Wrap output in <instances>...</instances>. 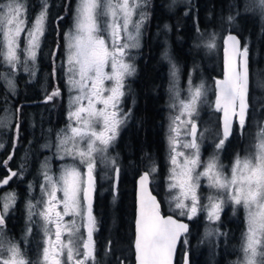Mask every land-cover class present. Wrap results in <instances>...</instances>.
<instances>
[{
	"label": "snow or ice",
	"instance_id": "6c2138e0",
	"mask_svg": "<svg viewBox=\"0 0 264 264\" xmlns=\"http://www.w3.org/2000/svg\"><path fill=\"white\" fill-rule=\"evenodd\" d=\"M143 4H146V0H79L73 16V28L64 34L68 83L70 90L76 89L78 92L70 100L73 107L69 111V119L75 123L68 126L70 135L65 130L62 136H58L56 147L58 152L63 151L74 159L78 156L80 162L86 164L88 187H82V174L77 168L65 167L60 177L54 178L49 175L47 161L44 162V183L40 188L42 197L47 199L42 198L35 204L29 201L27 205L30 221L35 215L43 220L45 240L40 257L35 262L28 259L18 243L4 235L6 217L16 203V194L5 193L0 196V264H96L93 233L97 221L92 215L90 199L94 186L93 172L98 159L115 167V160L109 162L106 152L129 116V113L121 112L118 105L125 94L124 78L135 72L134 65L126 62L125 57L129 56L128 49L139 47L140 30L147 19V14L140 11ZM257 6L264 13V0H258ZM137 14L140 19H133ZM47 19V0H43L41 10L30 26L27 6L23 0H0V64L6 65L12 72L23 66L34 77L36 73L28 61L33 64L35 62L36 50L46 31ZM228 19L232 21L234 17L229 16ZM25 32L26 44L21 49L20 37ZM229 43L231 50L225 47L224 77L215 82V111H223V131L222 136L217 133L216 153L207 162H203L200 157V141L204 132L198 131L195 117L199 114V105L206 102L208 88L203 82L193 84L189 77L188 95L182 97L178 88V69L175 64L172 65L170 92L173 103L170 106L178 114L171 118L170 124V133L175 134L169 136L172 153L169 157L172 165L168 184L170 203H174V210H178L180 216H187L189 220L206 209L209 221L220 219V212L227 201L234 206H242L246 211L247 228L242 244L244 259L240 264H264V127L257 133L253 150L248 155L235 157L230 176L224 173L218 157L234 131V118L243 130L249 110L248 46H241L240 40L231 34L225 38V45ZM206 46L215 47V38ZM164 55L167 59L166 52ZM109 63L111 71L106 73L104 67ZM56 74L57 69L53 65V78ZM0 79L5 80L9 90L14 92L15 84L11 75L0 73ZM106 80L113 82V86L106 88ZM59 95V88L53 89L45 95V103L55 100ZM85 100L86 106L83 103ZM96 105L103 107L97 108ZM19 129L17 123V134ZM182 130L183 135L191 139L181 144L179 137ZM177 145L190 151H180ZM3 147L0 144V148ZM12 158L9 155L3 161L5 168ZM201 167L203 171H198ZM155 170L153 167L144 172L138 181L132 245L136 264H173L177 243H189L186 235L188 225L173 216H162L160 203L148 192L149 177ZM18 175L21 173L9 168L8 175L0 180V186L7 185ZM202 176L208 178L209 187L215 190L214 194L208 196L209 202L205 205L201 204L197 192ZM177 189L178 193L175 191ZM58 192L63 193L61 200L57 199ZM84 202H87L86 216ZM61 204L62 210H58ZM69 215L78 216L84 222L77 225L75 219L65 221L64 217ZM81 228L87 229L86 240L80 234ZM31 231L28 228L27 232ZM212 235L213 230L205 232V237ZM184 264H190L187 251L184 253Z\"/></svg>",
	"mask_w": 264,
	"mask_h": 264
},
{
	"label": "flooded vegetation",
	"instance_id": "af4514ba",
	"mask_svg": "<svg viewBox=\"0 0 264 264\" xmlns=\"http://www.w3.org/2000/svg\"><path fill=\"white\" fill-rule=\"evenodd\" d=\"M27 6V19L29 26L31 21L40 12L43 0H23ZM48 2V19L46 31L40 38V47L36 50V59L33 64L28 61L29 66L35 71V76H31L29 72L21 66L15 72H12L6 65L0 64V73L11 75L15 90L10 91L5 80L0 79V144L4 147L0 148V180L8 175V169L21 173L14 177L7 185L0 186V196L5 193H15L16 203L6 217V227L4 235L7 239L18 243L22 250L27 255L28 259L35 262L39 259L42 247L44 245L45 236L42 231L43 220L35 215L32 220H29L27 205L29 201L35 204L42 197L40 185L44 183L42 175V165L47 161L49 175L54 178H59L62 169L65 167H75L80 171L82 187H88L87 166L80 162L78 156L73 158L72 155H66L63 151H59L56 147L58 136H62L64 131L68 129L69 124H74V120L69 119V111L72 109L70 100L78 94L76 89L70 90L68 83V65L67 51L64 34L73 28V16L79 0H47ZM140 11L147 14V19L144 21L140 30L139 47L128 49L129 56L125 57L126 62L134 65L135 72L132 75L124 78V96L120 98L118 109L123 113H129L125 123L120 126L119 133L116 139L108 147L106 156L108 161L115 160V167L111 163L105 164L99 159L97 166L94 169V186L91 201L92 215L97 221L96 231L93 233L95 242V259L97 258L103 247L111 241L112 235L108 234V230H112V215L114 211L128 212V219L118 223L120 226L130 227L129 240L131 241L132 255L130 256V264H134V228L137 206V185L138 178L146 171L155 167V172L149 177V185L152 193L160 203V213L162 216L171 215L179 220L186 221L189 225V237L191 225L200 228H205L207 221L204 219L206 209L199 211L196 216L189 220L185 216H180L178 210L170 208L168 191V178L172 168L170 162L169 150V127L173 111L170 109V86L168 79L170 67L176 65L179 73L181 61L178 56H175L173 43L179 44L182 40L181 20L185 19L189 11H185V6L180 0H146V4L141 6ZM194 13V12H193ZM177 16L178 28L174 32L169 23V19L173 15ZM193 16V38L195 48H200V30L196 27V16ZM62 17V19H61ZM139 20V14L133 17ZM107 35V33H105ZM27 33H21L20 47L21 49L26 44ZM198 40V42H197ZM172 42V43H171ZM111 40L109 39V44ZM56 55L53 56L52 53ZM167 53V59L165 58ZM23 60V53H21ZM157 63L160 65V70L164 71L163 84L160 88V93L157 94L158 104L161 106L159 112L162 115V148L159 156H153L152 151H147L144 155H138L136 150L135 129L137 128V112L139 110L140 92L144 89V85L149 83L141 76L145 67ZM53 65L57 69L56 77L53 78ZM106 73L111 71L110 63L104 67ZM222 72V68H221ZM261 73H263L260 70ZM249 110L246 118V126L243 130L239 128L238 121L234 120V131L226 141L223 150L219 152V162L223 165V170L228 172L237 155H248L252 148L253 131L259 130L262 126V116H264V104L259 99H264V93L259 90H253L251 82V70L249 67ZM221 77V76H220ZM78 79V77H77ZM179 79V78H178ZM218 79V78H217ZM216 80V79H215ZM214 80V82H215ZM146 81V82H145ZM104 86L110 88L113 82L105 81ZM59 88L60 95L53 101L45 103V95L51 93L53 89ZM141 89V91H140ZM215 87L213 84V101L214 110H207L214 114L216 119L217 133L222 136L221 131V111H215ZM182 96V95H181ZM257 96V102L254 99ZM87 105V101H83ZM97 108L103 105H96ZM17 109H20L17 112ZM203 109L198 108V116L195 117L198 130L202 126L206 130L208 114L202 112ZM19 123L20 129L17 134L16 124ZM204 130V129H203ZM207 131L204 130V141L202 146L203 162L206 161V155L212 154L215 148L213 144L217 139L206 140ZM175 135L174 133H172ZM189 138V137H188ZM181 144L186 140L181 133L179 137ZM15 141V147L13 142ZM218 141V139L216 140ZM70 146V145H69ZM129 147V152H127ZM180 147V145H177ZM227 154L223 157L222 154ZM9 155L13 158L8 162V167L3 166V161L7 160ZM60 157H63L62 159ZM23 165V168H21ZM202 168V167H201ZM199 168V169H201ZM116 169L119 171L117 172ZM203 179L200 180L197 192L202 205L208 204L207 192L214 194L215 190L205 187ZM31 185V187H29ZM51 189H49L50 191ZM126 196L129 198L127 204ZM82 199L83 193H80ZM63 193H57V199L61 200ZM85 205V216L87 215V202ZM63 205H58V210H62ZM245 209L242 206H233L230 201L224 203L220 212V219L216 222L219 229L223 226H228L230 231L234 230V243L240 241L243 228L246 221L244 220ZM54 215V213H53ZM75 219L77 225L84 221L80 217L72 215L65 216V221ZM10 225L12 229H10ZM28 228H31V233H28ZM234 228V229H232ZM109 231V232H110ZM54 233V228H53ZM80 234L83 239H87V229L81 228ZM229 234V232L227 233ZM221 235V234H220ZM226 236V235H224ZM25 237H27L25 239ZM222 236H219L221 238ZM54 240V235H53ZM189 241V240H188ZM185 246L180 242L175 264L177 259L181 257V264L184 263ZM181 250V254H179ZM66 259V257H65Z\"/></svg>",
	"mask_w": 264,
	"mask_h": 264
},
{
	"label": "trees",
	"instance_id": "16d2710c",
	"mask_svg": "<svg viewBox=\"0 0 264 264\" xmlns=\"http://www.w3.org/2000/svg\"><path fill=\"white\" fill-rule=\"evenodd\" d=\"M244 0H191L190 14L181 20L182 30V41L178 45L173 43L172 47L175 56L180 58L183 66H189L188 63L195 59V47L193 38V16H196V27L200 30V36H205L208 33H212L215 26V15L221 10L227 11L229 15L234 17L232 23L227 26L229 32L236 33L241 39L243 45H248L249 53V67L251 74L254 69H259L264 72V13L261 12L258 5V0H246L247 7L249 10L253 11V15H238V10L242 5ZM245 2V3H246ZM194 12V13H193ZM169 23L174 32L178 28L179 20L174 14L170 19ZM228 32V33H229ZM224 38V37H223ZM223 41V40H222ZM198 42V40H197ZM172 43V42H171ZM200 50L205 48L203 44H200ZM222 58V54H221ZM141 76L149 81L144 85L143 91L140 92V102L139 110L137 112V128L135 129V140H136V150L138 155H144L147 151H152L153 156H159V152L162 148L161 132H162V115L159 112L160 105L158 104L157 94L160 93V88L163 84L164 71L160 70V65L153 63L142 71ZM145 81V82H146ZM141 91V89H140ZM127 152H129V147H127ZM223 157L227 154H222ZM127 204H129V198L126 196ZM112 215V230H108V234L112 235L113 242L115 240L126 241L128 243L130 235V227L120 226L118 223L123 222L124 219H128V212L123 213L122 211H114ZM10 229H12L10 225ZM234 229V228H232ZM110 231V232H109ZM222 237L228 235L230 232L228 226H223L221 229ZM201 235L203 236V228L191 225L189 233V243L185 245V250L188 252L190 264H211L209 258L206 256L205 249H202V244L204 240H201ZM222 237L219 238L217 245L222 246ZM240 242V241H239ZM235 243L236 245L239 243ZM130 247V254L132 255L131 241L128 243ZM217 247V246H216ZM236 249V248H235ZM181 254V250L179 251ZM236 251L232 255H228L224 252L222 248H219L217 255L211 257L212 264H232L236 257ZM176 264H181V257L177 259Z\"/></svg>",
	"mask_w": 264,
	"mask_h": 264
},
{
	"label": "rangeland",
	"instance_id": "374dc122",
	"mask_svg": "<svg viewBox=\"0 0 264 264\" xmlns=\"http://www.w3.org/2000/svg\"><path fill=\"white\" fill-rule=\"evenodd\" d=\"M184 6H185V11H189L190 10V6H191V0H180ZM246 0H244L242 2V5L240 6L239 10H238V15H254V13H252L253 11L248 9V5ZM231 16L227 13V11L225 10H221L220 12H218L215 15V26L213 28V31H210L212 33H208L206 34L204 37L200 36L199 38V42L200 44H203V46L205 48H202L200 50L197 51L198 48H195V52H193V54H195V59H192V62L188 63L189 66H183V63H181L180 66V70L182 73H179L178 70V88L180 90V94L182 95V97H187L188 95V81H189V77H191V80L193 82V84H200L201 82H203L206 87L208 88V92H207V98H206V102L202 103L199 105V108L203 109L202 112L208 114L207 117V133H206V140H213L216 137L217 134V128H216V119L214 118V114L211 112H208L207 110H214V107L212 106V101H213V84H214V80L217 78H220L221 76V54H222V48H223V37L229 32V29H227V26H229L232 21H229L228 17ZM215 38V47L213 48H208L206 45L210 42V40L212 38ZM243 46V44H242ZM248 46V45H247ZM182 62V61H181ZM171 68L170 67V71L168 73V79L169 82L172 83V78L170 75L171 72ZM251 82H252V86H253V90L255 91H260L262 93H264V72L261 73L259 71V69H254V72L251 74ZM215 90V89H214ZM170 99H172V94L170 92ZM255 103L257 102V96L254 99ZM259 101L264 104V99H259ZM173 103L172 100H170L169 105H171ZM170 109L173 111L172 117L177 115L178 112L176 110H174L171 106ZM184 119H187V116L184 117ZM172 123V119L170 120ZM262 126L264 127V116H262ZM204 126L201 127L200 132H204V130H206L205 128H203ZM257 129L253 131V141L254 143L252 144V148H254V145L256 143V138H257V133L260 131ZM204 129V130H203ZM181 133L183 134V130L181 131ZM173 135L172 133H170V127H169V135H168V141H169V136ZM185 137V136H184ZM186 140H190L191 137H185ZM217 140V139H216ZM214 141V143L216 144L218 141ZM205 143L204 139H202L200 141V157H202V146ZM215 144H213L215 146ZM169 150H170V143H169ZM178 150L180 151H184V152H188L190 151L189 149H184L182 147H178ZM253 150V149H252ZM251 150V151H252ZM214 153H216V149L214 148L212 150V154L210 155H206V161H208L209 157L212 156ZM218 157L219 153H218ZM182 160V158H180ZM231 167L229 168V171L226 172L224 171V173L226 175L231 174ZM198 171H203V168L201 169H197ZM203 179V183L205 184V187L207 190H209V180L207 177L202 176L200 178V180ZM170 182V176L168 178V184ZM200 183V181H199ZM176 193H178V189L175 190ZM169 197V190L167 191ZM208 194H212L209 192H207ZM170 201V199H169ZM190 202V201H189ZM233 205V204H232ZM234 206V205H233ZM170 208L174 209L175 205L173 203V206L170 204ZM207 212V210H206ZM244 220L246 221V211H244ZM187 217V216H185ZM204 219L207 221V225L205 226V228L203 229V236L201 235V240L203 241L202 249H205L206 251V256L209 258L210 263L212 264V260L211 257L213 259V257H215V254L217 255V252L219 250V248H222L224 250V252L226 254H230L232 255L234 253V251H236V257L233 260L232 264H240V262L244 259V253L242 251V244L244 243V233L246 232V228L247 225L245 223V227L243 228V234L242 237L240 239V242L236 245L235 247V243H234V237H235V232L234 230H231L229 232V234L225 237H222V246L219 247V243L217 245L216 242H218L219 240V236L221 234L220 229L218 228V226L209 221L207 218V214H204ZM216 222V220L214 221ZM207 230H213V235L209 236V237H205V232ZM218 233V234H217ZM111 242V243H109ZM108 243H106V245L103 247V250L101 251V253L99 254L97 260V264H121V262H123V264H130V256H131V252H130V247L128 245V243L126 241H120V240H115V242H113V240L109 241ZM217 246V247H216ZM236 248V249H235ZM259 259V258H258Z\"/></svg>",
	"mask_w": 264,
	"mask_h": 264
},
{
	"label": "water",
	"instance_id": "95a60500",
	"mask_svg": "<svg viewBox=\"0 0 264 264\" xmlns=\"http://www.w3.org/2000/svg\"><path fill=\"white\" fill-rule=\"evenodd\" d=\"M229 34L236 36L237 39L240 40V42H241V39L239 38V36H238L236 33H234V32H229V33H227V34L224 36L223 41H222V43H223V48H222V61H221L222 72H221V77L218 78V79H216V80H222L223 77H224L225 47H228V48L231 50V44H230V43H229L228 45H225V38H226ZM241 46H242V43H241ZM237 59H240V57H237ZM248 72H249V53H248ZM249 76H250V75H249ZM216 80H215V82H216ZM215 82H214V87H215ZM248 91H249V82H248ZM215 99H216V92H215ZM234 120H235V118H234ZM221 131H223V111H222V110H221ZM139 178H140V177H139ZM139 178H138V181H139ZM138 188H139V185H137V197H138ZM147 188H148V192H150L151 195L155 196V195L152 193L151 189H150L149 182H148V186H147ZM92 194H93V187H92L91 192H90V199H91V201H92ZM136 210H137V206H136ZM167 216H171V215H167ZM173 218H174V219H177V218H175V217H173ZM177 220L180 221V222H182V223H185V224L188 225V223H187L186 221L179 220V219H177ZM188 228H189V225H188ZM188 232H189V231H188ZM187 234H188V233H187ZM134 235H135V228H134ZM179 244H180V242L177 243L176 251H175L174 256H173V264H175L176 255H177V250H178ZM133 250H134V248H133ZM134 264H136V260H135V252H134ZM183 264H184V263H183Z\"/></svg>",
	"mask_w": 264,
	"mask_h": 264
}]
</instances>
